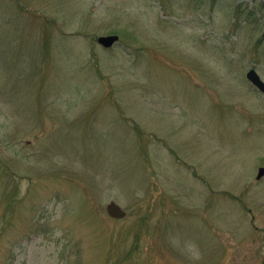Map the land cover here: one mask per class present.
<instances>
[{
	"label": "rangeland",
	"instance_id": "rangeland-1",
	"mask_svg": "<svg viewBox=\"0 0 264 264\" xmlns=\"http://www.w3.org/2000/svg\"><path fill=\"white\" fill-rule=\"evenodd\" d=\"M251 69L249 0H0V264H264Z\"/></svg>",
	"mask_w": 264,
	"mask_h": 264
},
{
	"label": "water",
	"instance_id": "water-1",
	"mask_svg": "<svg viewBox=\"0 0 264 264\" xmlns=\"http://www.w3.org/2000/svg\"><path fill=\"white\" fill-rule=\"evenodd\" d=\"M118 40V36H104L97 39L98 43L106 48H109ZM246 78L255 86V88L264 93V82L260 79L256 71L253 69L249 70L246 74ZM263 175L264 169L261 168L258 173V178L262 177ZM106 212L110 217L116 219H122L126 215V212L114 201H110V203L106 206Z\"/></svg>",
	"mask_w": 264,
	"mask_h": 264
},
{
	"label": "trees",
	"instance_id": "trees-1",
	"mask_svg": "<svg viewBox=\"0 0 264 264\" xmlns=\"http://www.w3.org/2000/svg\"><path fill=\"white\" fill-rule=\"evenodd\" d=\"M252 8H257L259 11L264 10V0H249Z\"/></svg>",
	"mask_w": 264,
	"mask_h": 264
}]
</instances>
